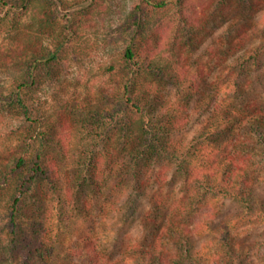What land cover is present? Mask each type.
I'll return each mask as SVG.
<instances>
[{"label":"trees","instance_id":"16d2710c","mask_svg":"<svg viewBox=\"0 0 264 264\" xmlns=\"http://www.w3.org/2000/svg\"><path fill=\"white\" fill-rule=\"evenodd\" d=\"M54 1L0 0V31L8 32L2 61L20 66L8 89L0 84V118L29 128L0 155V264H250L218 217L231 199L244 217L264 222V105L245 97L246 83L236 80L264 48L237 56L224 95L203 86L205 73L193 62L208 34L250 19L262 0H137L125 17L129 44L105 69L113 88L51 110L38 104L42 79L54 74L85 16L116 0H81L58 34L67 36L38 45L58 31L43 8ZM249 29L239 30L243 45ZM197 109L210 120L187 138ZM166 169L171 176L162 175ZM176 178L179 195L171 200L164 190ZM143 198L152 206L141 218L142 241L113 255L105 251L107 233L92 229L79 237L82 245L72 240L63 251L81 204L119 219ZM210 234L220 249L198 254V237Z\"/></svg>","mask_w":264,"mask_h":264},{"label":"rangeland","instance_id":"374dc122","mask_svg":"<svg viewBox=\"0 0 264 264\" xmlns=\"http://www.w3.org/2000/svg\"><path fill=\"white\" fill-rule=\"evenodd\" d=\"M79 2L81 0H63L62 3L56 0L50 6H43L49 10L50 16L56 19L58 31H55L56 35L47 32L42 37L40 36L41 40L38 45L44 43L53 47L56 42L67 36L63 33V36L59 38L58 34L63 29V25L68 22V17H72L75 10L82 6V4H77ZM136 2L137 0H116L108 10L99 8L85 16L80 33L59 51L61 57L58 64L55 65L54 74L47 75L42 79L37 95L38 104L42 109L53 110L57 107L61 108V105L67 101L77 103L85 99H93L99 95L101 90L104 92L113 88L114 75L112 76L105 69L129 44L132 29L127 28L125 17H129ZM261 3L260 8L253 10L252 15L247 16L250 19L242 20L236 25L226 22L199 43L194 55L193 71L197 72L199 69H203L205 73L203 86L207 85L208 91L219 89L223 93L221 95H224L230 77V68L237 56L243 54L248 48H264V0ZM86 4L88 3H84V5ZM247 23L250 25V29L243 45L240 43L239 30L242 27H248ZM7 36L8 32L5 29L0 31V43L4 44L7 41ZM4 56L5 54L2 52L0 54V84L8 89L16 76L14 75L16 69H19L20 66H6L2 61ZM252 62L254 63L246 72L239 73L236 80L246 83L247 94L245 97L251 101L258 99L264 105V50L261 59ZM172 88L177 90L175 85ZM245 99L247 101V98ZM193 115L194 125L184 132L187 138L195 134L193 132L195 127L199 128L202 126L201 123L207 124L210 120V116L200 112L199 109L193 111ZM0 119L3 120H0V155L3 153L6 155L9 145L16 144L18 139H21L20 136L27 133L29 128L25 125L27 122H21L19 119ZM159 163L163 165L166 162L161 160ZM164 174L168 177V175H172V172L170 169H166L162 175ZM176 180L179 178L169 182L164 190L171 200L179 195V187L177 183H173ZM153 190L154 188L150 187L146 190V194H152ZM258 190L261 197L264 198V183L258 185ZM224 201L225 204L218 220L223 218L228 221L224 223L226 229H230L237 247L240 245L245 250L243 260L250 264H264V222L248 216L244 217L241 203L231 199ZM220 202H214V204L217 206ZM151 206L149 200L140 199L137 209L133 213L131 208H127L119 213L121 214L118 216L119 219H113L108 218V215L102 211V207L97 208L93 204L91 207L86 206L82 209L83 204H81L77 210L79 215L73 219L72 234L67 232V244L63 251L69 248L68 245L72 244V240H76L79 245H82V238L79 239V237L95 229L100 234L103 230V233H107L109 239L107 238L105 251L116 255L128 243L142 241L145 231L142 228L141 218ZM95 213L96 219L92 221V216ZM102 220H107L108 223H104ZM210 235L198 237V246L201 247L198 254L214 255L220 249L217 240H215L216 242L211 240L215 234Z\"/></svg>","mask_w":264,"mask_h":264}]
</instances>
